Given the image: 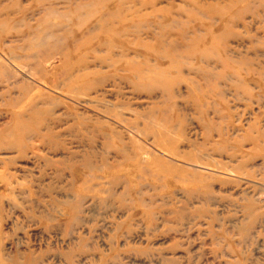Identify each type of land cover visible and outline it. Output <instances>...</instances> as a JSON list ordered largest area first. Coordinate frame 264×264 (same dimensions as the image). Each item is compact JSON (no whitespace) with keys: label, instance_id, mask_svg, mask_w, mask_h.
Here are the masks:
<instances>
[{"label":"rangeland","instance_id":"rangeland-1","mask_svg":"<svg viewBox=\"0 0 264 264\" xmlns=\"http://www.w3.org/2000/svg\"><path fill=\"white\" fill-rule=\"evenodd\" d=\"M0 264H264V0H0Z\"/></svg>","mask_w":264,"mask_h":264}]
</instances>
